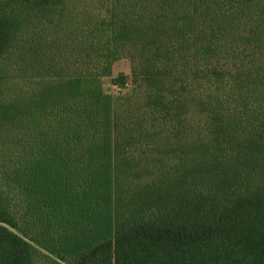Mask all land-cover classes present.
I'll return each instance as SVG.
<instances>
[{
	"label": "trees",
	"instance_id": "1",
	"mask_svg": "<svg viewBox=\"0 0 264 264\" xmlns=\"http://www.w3.org/2000/svg\"><path fill=\"white\" fill-rule=\"evenodd\" d=\"M0 264H264V0H0Z\"/></svg>",
	"mask_w": 264,
	"mask_h": 264
},
{
	"label": "rangeland",
	"instance_id": "2",
	"mask_svg": "<svg viewBox=\"0 0 264 264\" xmlns=\"http://www.w3.org/2000/svg\"><path fill=\"white\" fill-rule=\"evenodd\" d=\"M98 0H79L80 5L82 2H85V4H87V6H89L91 3H96ZM124 73L127 76L130 75V64L128 62V60L124 57V56H119V59L117 58V60L112 62L111 65V72L106 76H97L95 78L94 84H92V86H96L97 88L101 89L104 93H109L112 96H116L118 95L120 92H124L125 89H119L118 87L112 85L111 83V77L116 76L118 73ZM90 83V82H89ZM88 83L87 86H91Z\"/></svg>",
	"mask_w": 264,
	"mask_h": 264
}]
</instances>
